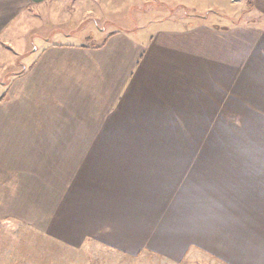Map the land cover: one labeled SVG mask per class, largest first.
<instances>
[{"label": "crops", "instance_id": "0c3cea01", "mask_svg": "<svg viewBox=\"0 0 264 264\" xmlns=\"http://www.w3.org/2000/svg\"><path fill=\"white\" fill-rule=\"evenodd\" d=\"M72 3L97 18L134 5L133 26L150 4L0 0V63L23 48L27 23L66 22ZM252 5L262 26L199 16L102 45L46 40L1 83L0 223L26 231L15 249L0 243V264H51L58 248L74 264L90 245L128 259L264 264V134H244L240 151L202 150L239 120L264 129V0ZM36 239L55 246L34 249Z\"/></svg>", "mask_w": 264, "mask_h": 264}, {"label": "rangeland", "instance_id": "374dc122", "mask_svg": "<svg viewBox=\"0 0 264 264\" xmlns=\"http://www.w3.org/2000/svg\"><path fill=\"white\" fill-rule=\"evenodd\" d=\"M96 1L97 0H91V2L95 3ZM160 1H164L165 4H160ZM191 1L192 0H149L150 4L145 10L147 13L145 14L144 12L143 15L144 20L141 21L139 18L136 19L137 24L136 26L134 25L136 28L133 26L132 20L134 17L136 18L141 11L134 5L132 7H130V5H124L121 6L122 8L118 6L119 8L117 9L106 10L103 17L97 18L98 16L93 14L84 17L83 14H85L86 8L89 6L78 7L75 3H72L66 5L63 9V11L66 10L69 13H73V17H69L66 22L62 20V16H56V18H52L49 21L45 20L41 23H27V26L22 29L24 38L23 48L13 47L12 49L3 50L4 58L0 63V96L6 89L1 83L11 79L14 73H19L25 68H28L38 52L43 48L46 42H48L46 40L53 43L64 44L102 45L105 38L109 37L114 32H127L126 30L132 28L129 31L131 35L142 37V35H145L149 30H153L154 28L165 25L174 26V20L176 19L182 20V23L186 22L184 24L196 23L199 21V16L202 17V23L206 25H212L214 23L218 26H231L236 23H249L262 26L263 23V21L259 20L260 17L255 10H252V0H197L194 3ZM135 2L138 3L139 1ZM158 5H161V7L155 8ZM147 27H149V29H147ZM68 34H70V37H68ZM234 102L235 108L238 107L237 104L239 103L236 99ZM238 112L241 115V111H234V114L236 115ZM245 121L247 123V120ZM236 123H238V127H219L217 129L218 143L212 145L209 143L201 144L202 150L217 152L240 151L242 150L241 139L244 134L250 135L257 130L258 134H264V129L261 128H242V126H240L242 120L235 122V124ZM173 130L177 132V129ZM178 130H183L187 133L192 132L191 129L182 128ZM213 130L215 131V129H212V131ZM202 139L204 140V137H202ZM201 145L196 144V149ZM24 231H26V229L20 228L16 224L0 223V243H3L1 246L6 244V246L11 249L19 247L21 239L24 236ZM1 237H4V239L2 240ZM25 241L28 245L31 242L28 239ZM49 241L50 240L36 239L32 241L31 247L36 249L40 244L43 248L54 247L55 245H49ZM56 247L58 246L56 245ZM58 250L59 251L56 250L49 253L48 256L45 257V261L52 264L58 259V264H68L69 258L65 250L61 251L60 248H58ZM77 252L81 253V255L75 256L74 264H219L213 258L201 253L199 256L191 255L183 262L178 263L165 260L161 256H148L145 253L132 259L116 254L107 255L103 248L99 250L98 247L94 245L85 247Z\"/></svg>", "mask_w": 264, "mask_h": 264}]
</instances>
